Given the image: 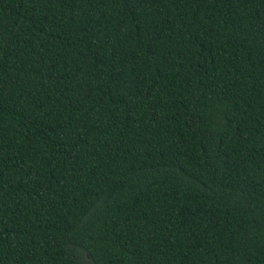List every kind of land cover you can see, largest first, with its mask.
I'll list each match as a JSON object with an SVG mask.
<instances>
[{
    "label": "trees",
    "instance_id": "16d2710c",
    "mask_svg": "<svg viewBox=\"0 0 264 264\" xmlns=\"http://www.w3.org/2000/svg\"><path fill=\"white\" fill-rule=\"evenodd\" d=\"M0 264H264V0H0Z\"/></svg>",
    "mask_w": 264,
    "mask_h": 264
}]
</instances>
